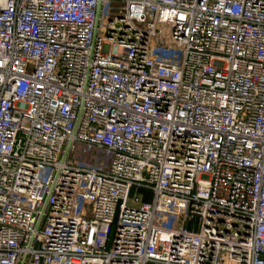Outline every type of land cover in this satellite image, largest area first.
<instances>
[{
    "label": "built area",
    "instance_id": "2783aa9c",
    "mask_svg": "<svg viewBox=\"0 0 264 264\" xmlns=\"http://www.w3.org/2000/svg\"><path fill=\"white\" fill-rule=\"evenodd\" d=\"M0 264H264V0H0Z\"/></svg>",
    "mask_w": 264,
    "mask_h": 264
},
{
    "label": "rangeland",
    "instance_id": "374dc122",
    "mask_svg": "<svg viewBox=\"0 0 264 264\" xmlns=\"http://www.w3.org/2000/svg\"><path fill=\"white\" fill-rule=\"evenodd\" d=\"M87 159L91 160L92 164L98 163L100 166H105L109 160V153L106 151H93L89 156L86 157ZM75 161V160H73ZM142 198V200L145 203H150L152 199L151 192L145 189H138V190H132L130 194V198ZM173 228H179L177 223H173L172 225Z\"/></svg>",
    "mask_w": 264,
    "mask_h": 264
},
{
    "label": "water",
    "instance_id": "95a60500",
    "mask_svg": "<svg viewBox=\"0 0 264 264\" xmlns=\"http://www.w3.org/2000/svg\"><path fill=\"white\" fill-rule=\"evenodd\" d=\"M99 8H100V6L98 5V8H97V14H98V12H99ZM68 148H69V144H68V146H67V148H66V152H67Z\"/></svg>",
    "mask_w": 264,
    "mask_h": 264
}]
</instances>
